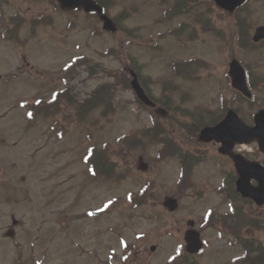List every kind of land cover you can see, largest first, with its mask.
Returning a JSON list of instances; mask_svg holds the SVG:
<instances>
[{
    "label": "rangeland",
    "instance_id": "1",
    "mask_svg": "<svg viewBox=\"0 0 264 264\" xmlns=\"http://www.w3.org/2000/svg\"><path fill=\"white\" fill-rule=\"evenodd\" d=\"M10 1L7 17L17 11L18 18L48 22L33 31L30 22L21 23L17 43L0 39V264L121 263L127 242L147 245L138 264H170L180 246V218L197 217L221 199L229 169L216 149L198 145L200 119L194 116L229 106L234 92L228 63L244 57L239 18L248 26L264 22V2L237 16L209 0H192L179 18L167 20L173 0H110L107 14L120 26L114 35L99 16L65 12L53 0ZM176 63L187 71L185 78L174 73ZM125 67L141 70L152 96L164 100L172 119L160 116L161 128L152 126L155 111L138 103ZM165 82L169 88L163 89ZM65 89L77 108L92 98L103 107L89 118H75V107L64 97L55 102ZM55 105L58 112L46 115ZM148 126L161 141L169 139L174 148L179 143L189 178H180L177 159L162 161L159 147L140 135ZM123 135L134 143L116 142ZM104 144L114 147L118 164L107 174L111 178L99 168L91 175L85 162L88 147ZM138 194L146 204L135 207L129 197ZM167 196L182 197L171 217L162 205ZM207 236L201 264H250L239 259L240 249Z\"/></svg>",
    "mask_w": 264,
    "mask_h": 264
},
{
    "label": "flooded vegetation",
    "instance_id": "2",
    "mask_svg": "<svg viewBox=\"0 0 264 264\" xmlns=\"http://www.w3.org/2000/svg\"><path fill=\"white\" fill-rule=\"evenodd\" d=\"M96 1L104 10L108 9L110 0ZM163 1L164 3L167 2V0ZM191 1L173 0V6L169 8L168 13L166 11L164 13L166 19L179 18L180 12L178 11H184L189 8ZM254 2L263 4L264 0H246L245 4L241 7L243 13ZM208 3L211 7L216 8L217 6L213 0H209ZM7 4L11 5L12 2L10 0H0V39L3 35L6 36L7 33L5 27L6 19L8 18L5 8ZM11 17H13V22L17 24L18 12L16 11ZM247 22L245 17L239 18L238 28L240 37L238 38V44L244 55L240 61L244 67L246 83L251 91V95L248 92H241L233 88L232 80H230L234 96L229 100V106L227 104H223V106L221 103L219 113L210 109L202 113L198 112L194 116V118L198 117L201 120H199L198 125V145L212 147L217 150V155H221V157L228 160L229 169L224 172L221 190L218 193L221 199L213 200L216 203L211 205L210 209L198 211L195 215L197 217L180 218V222H178L180 223V247H177L180 249V253L171 255L168 260L170 264H201V252L190 253L187 251L186 235L192 229L199 233L200 240L203 243V250L206 249L209 241L207 235L215 234L226 246L242 251L243 256H240L239 259L243 260V263H248L249 257L252 262L256 261L257 264H263L264 261L261 255L264 250V204L258 205L252 197L244 194L250 192L252 189L259 188V180L252 176L244 180L243 190H239L238 181L240 175L233 156L220 153L221 144L216 141L206 143L200 140L203 128L216 126L225 118L230 109H234L242 120L251 126L254 124L256 113L264 110V37L261 38L262 36H258L257 34L260 28L264 27V22H260L254 26H248ZM12 32L10 33L12 34ZM250 108L254 112H249ZM232 153L241 155L249 162L264 166V152L259 149L257 143L236 144ZM187 155L196 160L198 159L195 154L187 153ZM180 169V178H185L186 175L189 178L190 173L182 158H180ZM183 170H186V172H183ZM251 173V171H247L246 176L251 175ZM181 206L182 197L180 196V208ZM164 211L168 213L169 217H171L172 213H175ZM143 243L140 246L137 245V247L127 243L123 249L122 257L125 259L127 257L131 264H138V259H142L148 253L147 245H143ZM130 254L132 255L131 258H129Z\"/></svg>",
    "mask_w": 264,
    "mask_h": 264
},
{
    "label": "water",
    "instance_id": "3",
    "mask_svg": "<svg viewBox=\"0 0 264 264\" xmlns=\"http://www.w3.org/2000/svg\"><path fill=\"white\" fill-rule=\"evenodd\" d=\"M60 4L65 8H78L84 7L88 12L96 10L102 13L103 8L96 4L93 0H58ZM219 6L222 8L234 11L238 6L242 5L246 0H215ZM105 20L104 29L116 31L112 20H110L106 15H103ZM263 29V28H262ZM264 32L259 30L258 36H263ZM231 75L233 77L234 85L240 90L246 91L247 86L245 82L244 71L241 64L234 60L231 65ZM133 76L132 86L137 92L139 98H141L145 103L151 106H155V103L150 100V98L145 93L142 88L137 74L130 68H127ZM161 112V110L159 111ZM256 126L249 127L242 122L235 111H229L226 119L221 122L216 127H208L202 131L201 139L205 141H211L216 139L217 141H222L224 143V152L232 149L236 142H254L258 141L261 145V149L264 150V111L256 115ZM143 169L146 168V164L141 163ZM262 185L259 188V193L264 196V176L261 178ZM263 199V197L261 198ZM264 202V200H263ZM164 205L170 211H175L179 207V202L176 198L168 197L166 198ZM188 241V250L190 252H197L201 249L202 243L200 240V235L194 230L188 231L186 235ZM155 249V247H153Z\"/></svg>",
    "mask_w": 264,
    "mask_h": 264
},
{
    "label": "trees",
    "instance_id": "4",
    "mask_svg": "<svg viewBox=\"0 0 264 264\" xmlns=\"http://www.w3.org/2000/svg\"><path fill=\"white\" fill-rule=\"evenodd\" d=\"M180 12V10L178 11ZM36 19V18H35ZM11 20H13V18H11ZM45 19L42 20H38V24H45L42 23L44 22ZM30 22V25H32L31 30H34V26L36 23V20L33 19H23L18 18V28L20 26H22L23 24L21 23H27ZM7 26H9V24H7ZM176 73L180 74V63L176 64ZM103 88V85H101L97 90L99 92H101V89ZM70 91L68 90H63L61 91L59 94H57V98L55 100V102L58 100H63L64 98L65 100L68 102V104L72 107H75V101L71 100L68 98L67 94ZM64 97V98H63ZM104 100V99H103ZM102 100V101H103ZM87 103V104H86ZM102 104L100 103V100H97L95 98L89 99L88 102H85V108H83L82 106L80 107H75L76 112H77V116L76 117H82V120L84 118H89V114H92V112L100 110ZM57 105L53 106V107H48L47 110L45 111L46 115H49L50 113H57L58 112V106ZM99 107V108H98ZM111 108V107H110ZM107 109V108H106ZM102 115H106L105 111L101 112ZM71 118H73L71 116ZM157 127H160L159 125H157ZM161 128V127H160ZM156 128H147L144 127L143 130L139 131L140 135L144 136V138H147L148 141H150L152 144L160 146L159 144H161L163 146V148L160 147V149L158 148L157 150V154L159 153L162 156V159H166V158H176V156L178 155L180 158V147L179 145H175V148L173 147V144L169 142V139L165 138L161 141L160 139V134L155 133ZM132 138V139H131ZM144 139V140H147ZM116 142H118L119 144H127L128 142H133L134 143V137L128 136V135H123L121 137H119L118 140H116ZM142 142V141H140ZM114 149V147L108 145V144H104L101 147H97L95 145L91 146V149H89L87 151V156H86V162L90 163L93 167L99 168V170H101V175L107 176L108 178H111V176L107 175L110 174L111 172H113V169H116L118 167V164L115 162L114 158H112V152L111 149ZM165 150V152H164ZM165 153H167V157H165ZM124 177L121 175V177H119V180L123 179ZM147 190V187H144L140 190V193H144ZM147 194V193H146ZM142 194H138L137 196H141ZM130 201H132V204L135 207L141 206L146 204L144 198L141 197H136V195H131L129 197ZM263 259H264V250L263 253H261Z\"/></svg>",
    "mask_w": 264,
    "mask_h": 264
},
{
    "label": "snow or ice",
    "instance_id": "5",
    "mask_svg": "<svg viewBox=\"0 0 264 264\" xmlns=\"http://www.w3.org/2000/svg\"><path fill=\"white\" fill-rule=\"evenodd\" d=\"M37 103H40V101H36ZM32 114L31 113H29V116H31Z\"/></svg>",
    "mask_w": 264,
    "mask_h": 264
}]
</instances>
